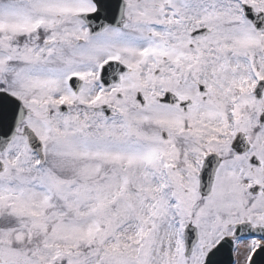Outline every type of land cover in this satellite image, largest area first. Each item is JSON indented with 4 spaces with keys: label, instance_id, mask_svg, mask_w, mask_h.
<instances>
[{
    "label": "snow or ice",
    "instance_id": "obj_1",
    "mask_svg": "<svg viewBox=\"0 0 264 264\" xmlns=\"http://www.w3.org/2000/svg\"><path fill=\"white\" fill-rule=\"evenodd\" d=\"M0 264H264V0H0Z\"/></svg>",
    "mask_w": 264,
    "mask_h": 264
}]
</instances>
